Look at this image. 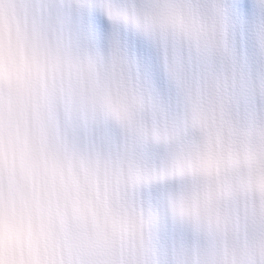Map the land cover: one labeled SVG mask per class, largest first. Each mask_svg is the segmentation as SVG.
<instances>
[{
	"label": "clouds",
	"instance_id": "clouds-1",
	"mask_svg": "<svg viewBox=\"0 0 264 264\" xmlns=\"http://www.w3.org/2000/svg\"><path fill=\"white\" fill-rule=\"evenodd\" d=\"M0 264H264V0H0Z\"/></svg>",
	"mask_w": 264,
	"mask_h": 264
}]
</instances>
